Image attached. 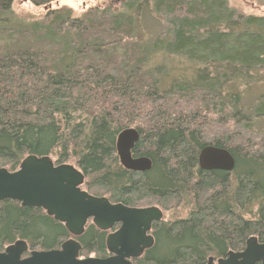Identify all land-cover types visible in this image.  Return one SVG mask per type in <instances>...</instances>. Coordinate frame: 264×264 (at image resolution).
Here are the masks:
<instances>
[{
	"label": "trees",
	"instance_id": "trees-1",
	"mask_svg": "<svg viewBox=\"0 0 264 264\" xmlns=\"http://www.w3.org/2000/svg\"><path fill=\"white\" fill-rule=\"evenodd\" d=\"M26 1L47 10L0 45V167L71 161L89 193L160 208L154 244L134 264H203L251 236L263 243L264 15L228 0H86L79 16L58 0ZM14 2L0 0V27L15 22ZM125 128L138 131L132 155L150 158L148 171L120 164ZM206 145L227 149L234 169H200ZM107 235L89 221L73 237L41 208L0 202V251L75 238L80 257L103 258Z\"/></svg>",
	"mask_w": 264,
	"mask_h": 264
},
{
	"label": "water",
	"instance_id": "water-1",
	"mask_svg": "<svg viewBox=\"0 0 264 264\" xmlns=\"http://www.w3.org/2000/svg\"><path fill=\"white\" fill-rule=\"evenodd\" d=\"M139 139L135 128L122 129L115 143L120 164L129 171L146 172L151 160L146 156L134 157L132 149ZM235 161L225 148L204 146L198 155L202 170L231 172ZM84 174L74 165L56 164L48 156L28 155L15 171L0 167V202L17 201L23 207L43 209L47 215L63 223L73 237L83 234L90 220L108 233L107 257H80L81 244L75 238L62 242L59 248L30 250L24 240H16L0 251V264H134L154 244L149 233L153 222L163 219L157 206L128 207L112 203L105 196H96L83 189ZM28 252L25 256L24 254ZM264 264V242L254 236L245 241L241 251H228L226 256L214 261L208 257L206 264Z\"/></svg>",
	"mask_w": 264,
	"mask_h": 264
},
{
	"label": "rangeland",
	"instance_id": "rangeland-1",
	"mask_svg": "<svg viewBox=\"0 0 264 264\" xmlns=\"http://www.w3.org/2000/svg\"><path fill=\"white\" fill-rule=\"evenodd\" d=\"M105 1V0H103ZM230 6L237 8L245 14H253L257 16L264 15V0H228ZM89 5L86 0H58L52 4V7L67 6L72 9L75 16L81 15ZM15 22L11 25L0 27V45L7 44L10 33L20 23H27L35 19H41L46 14V7H35L26 0H15L12 6ZM151 27L153 24H149ZM68 164V162H67ZM69 164L75 165L73 162ZM151 206L142 205L141 207ZM210 257V256H209ZM213 257V256H211ZM214 258V261L218 258ZM221 258V257H220Z\"/></svg>",
	"mask_w": 264,
	"mask_h": 264
},
{
	"label": "flooded vegetation",
	"instance_id": "flooded-vegetation-1",
	"mask_svg": "<svg viewBox=\"0 0 264 264\" xmlns=\"http://www.w3.org/2000/svg\"><path fill=\"white\" fill-rule=\"evenodd\" d=\"M145 207H147V206H145ZM159 222H160V221H159ZM154 223H156V222H153V223H152L151 230H150V232H149L152 236H153L152 232H153V224H154ZM118 227H119V224H115V226H114L110 231H108V233L111 232V231H115ZM242 250H243V249H242ZM239 251H241V250H239ZM206 261H207V259H206ZM203 264H206V262L203 263ZM256 264H260V263H256Z\"/></svg>",
	"mask_w": 264,
	"mask_h": 264
}]
</instances>
